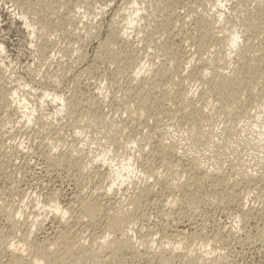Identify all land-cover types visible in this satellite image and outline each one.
<instances>
[{
    "label": "rangeland",
    "instance_id": "1",
    "mask_svg": "<svg viewBox=\"0 0 264 264\" xmlns=\"http://www.w3.org/2000/svg\"><path fill=\"white\" fill-rule=\"evenodd\" d=\"M163 3L164 2L160 1V0H0V75H1V77H3L2 79L4 80L5 92L11 93V94L15 93V95H13L14 100L8 99V102H5L6 100H3V102L0 101V102H2V104L4 103L3 108L0 105V128L2 131L1 132L2 134L0 135V155H2V156H0V158L4 157L3 160H5V161L7 158V161L4 162V164L6 166L3 165L4 170H0V203H2V204L4 203V205H5L4 210L7 208V210L5 212L12 210L16 214V217L19 218L18 219L19 222H22V220L26 216L31 218L32 217L31 215H33L38 210L40 213H42L41 214L42 216H45L46 213H48V212L45 213V211L48 210L47 208L49 206V202H48L49 196L54 197L53 195H55V197H54L55 200L57 202H59L61 205H63L64 203L66 204L67 201L70 200L72 195H76L77 193L79 194V192L80 193L89 192L90 189L92 190L93 188H95L94 186L97 187V185H99L102 182V180H100L99 177H96V178L94 177L96 175H91L93 173V170H95V167L97 168V164L100 165V167H98L99 169L101 168L100 171L105 170L106 166H103L102 164L98 163V161L93 163L92 166L91 165L89 166V169L87 170L88 172H86L87 175L84 173L85 176L81 177V180L79 181L77 179H79L80 176L76 172L74 173V171L71 170L69 168V166H67V165L62 166L61 165V167L59 168L58 166L51 165L50 161L47 160L48 158L46 156L47 155L46 152L47 153L52 152V153H49L51 155H55V153H57L56 155H58V153L59 154L66 153L67 151H69V149H71L73 146H75L76 143H77V145H80V143L81 144L83 143L84 144L83 147L85 146L84 148H88V150L92 149V150H90V154L94 158L96 156V158H95L96 160L100 157V154L105 153V152H109V155L115 154L113 157V160H119L120 156L118 154L123 155V156H131L133 154L139 155V154H137V152L134 151V148L137 146L136 144H134V142H131V143L125 142V144H127V145L122 144L124 141H127V139H129V140L132 139V137L130 138L129 135L137 136V134H135L136 133L135 131H137V128L134 127L135 124L133 125L131 123V124H128V126H123L121 124L122 120H123L122 123L124 121H127L126 120L127 115L125 116L126 113L124 112V109H123L124 108L123 102H125V105H126V100H127L126 99L127 97L124 94V90L126 89L128 84L130 83V81L133 79V78H131L134 76L132 70L136 72V71H138V69L141 68L139 75L140 76L142 75L143 77L147 78L148 76L150 77V75L152 74L153 71H155L159 68H163L165 71L168 72L169 75H171L168 77L167 80H165V82H164L165 84L168 83V80H172L173 78L177 79V80L174 79L175 81L174 80L169 81V83L171 82L169 84L171 87L168 84H166V87L164 86L166 91L169 90V91L173 92L174 90H171V88L173 87L175 89V86L177 87L175 82H179L182 84V85L180 84V88L184 89L183 91L186 92L188 95L193 96V97H191V101H193L192 103L194 104V106H196V107H198L200 105L203 106L202 102L199 101L198 98L201 94V91H202L201 89L203 87H205L206 84L204 83V85H203L202 84L203 82L201 83V81L199 79L195 80L196 78H194L195 81H193V79H189L188 78V73H189L188 70L186 71L187 73L185 71H182L181 72L182 74L176 73L177 68L175 67L172 60L167 58V56L164 55L163 53H161V54H163L161 56V54L158 53V51H159V50H157L158 48L155 47L156 46L155 42L158 41L159 36L162 35V37L160 38V40L162 39L161 41L165 40V36H163L164 33L161 30L162 26H167L169 24H170L169 26H171V24L177 23L174 20L175 19L174 15L179 14L180 16H183V15H188V17L190 16L189 17L190 20L192 18L191 21L189 20L188 17L185 18V19H188V22L190 21L189 25H191V22L193 24V19L195 20L197 18H207L208 19V18H214L215 17L217 19L216 23L214 24V28L217 31V34L220 38V41L216 42L214 44V46H212V47L214 48L213 50H215L219 53L221 58H222V56L224 58L226 57V59L228 58L227 60H229L230 62L228 63V68H226L225 70L229 71L233 66L236 65L234 62H235V54L237 53L238 46H234V47H231L229 49L228 46L226 45L227 40H230L235 34L243 36V37H241L240 40H243L244 38H246L248 35L247 33H249V31H246V28L244 25V22H245L247 16H254L259 11H261L264 7V0H181V1L180 0H171V4L169 3L171 6L169 4H166V6L162 7V5H165V3L164 4ZM165 7L167 9H165V13H163L164 12L163 8H165ZM169 7H170V10L168 11ZM53 9L56 11L55 12L51 11ZM160 9H162L161 10L162 13L160 12ZM135 10H138L139 13H142V15H143V17L141 19L137 20V22H135L133 25V26H136L137 28H139V33L137 34L139 37L137 35H136L137 37L135 36V32H132L133 31L132 29L127 30L128 32L131 31V33L128 36V38L130 37L128 40L129 43H126V44L117 43V45H115V46L113 45V49L114 48L116 49V50L114 49L113 53H115L114 55H117L116 59L120 60V63L118 61H116L119 68H120V66L122 67V66L126 65V62H123V61H125V59H121V57L122 56L124 57V55L126 53H128V51H130V52L133 51L130 54L131 55L134 54V56H138V54H140V56L136 57L139 60H137L135 58L132 61L131 65L136 64L138 62L141 63V61H143L142 63H145V64L141 63L139 65L136 64V66L132 65L133 67L130 64H127V66H124V70H121V69H123V67H122L119 71V68L117 67L116 62L113 63L112 61H110L111 60V59H109L110 55H107L105 57L99 55V49H100L99 47H100V44H102L104 41L110 39V35H111L112 30H120L121 28L122 29L124 28L127 19L133 14V12ZM49 11H51L53 13V16H51L52 13ZM170 12H174V14L170 13ZM45 13H47V15ZM167 13L171 14L170 15L171 17L168 16ZM67 14H69L71 16H68ZM162 14H164V15H162ZM44 15L46 16V18ZM43 16H44L45 20H44V18H42ZM47 16H51V17H49L50 20L47 19L48 18ZM162 16H163V18H162ZM66 17H68V18H66ZM164 17L166 19H164ZM60 18H61V20L58 21ZM167 18H169L168 19L169 22L164 21V20H167ZM63 19L66 22L63 23L62 22ZM69 19L70 20L74 19L71 22H73L74 24L77 22V24L73 25V23L72 24H71V22L69 23L68 22ZM56 21H57V23L58 22L59 23L56 24ZM160 21H161L162 25H161ZM53 22H54V24H52ZM163 22L164 23L166 22V23L164 24ZM61 23L64 24L65 26L63 27ZM66 23H68L70 25L68 26V25H66ZM157 23H159V24H157ZM55 24L58 26L60 24V26H62V27L58 28V26L56 27ZM83 24L86 25L87 29L85 28V25H83ZM28 25H31V26H28ZM42 25H43V27H42ZM157 25H159L161 27H158ZM66 27H69V28H67V30H69V31H67L65 29ZM74 27L76 29L77 28L78 29L75 30ZM153 27L154 28L156 27V28L154 29ZM63 28H64V30H62ZM157 28H161V29H157ZM43 30L48 31L46 37H43L44 36L43 35L44 32H42ZM86 30L87 31L89 30V31L87 32ZM153 30H155V31L158 30V31L156 33ZM64 31H66V32H64ZM159 32H161L162 34L161 33H160L161 35L158 34ZM40 33L43 36H41ZM78 33H80V34H78ZM87 33H89L90 35ZM75 34L78 36H76ZM39 36H41L42 38H47V40L49 41L47 43V45H48V50L51 51L50 55L52 54V58H50V59L48 58V60H43V58L39 57L40 55L38 54L39 53L38 49H39L40 43L43 40H45V39H40V38L38 39ZM141 37H143L142 39H145V37H147L146 39L149 41V43L147 42V40L140 41ZM151 37L154 39L155 42L152 40ZM82 38L84 40H82ZM79 40H80V42H78ZM130 40H131V42H130ZM160 40L158 42H161ZM151 42L154 44L151 45L150 44ZM254 42L257 43L256 40ZM146 43H148V45ZM121 45H123L122 48L120 47ZM124 45H126L125 47L127 48L126 53H124L125 52ZM149 45L151 47H153L154 45L155 46L152 49ZM69 46H70V49H69ZM79 46H80V48H79ZM128 46L130 49L131 48L135 49L138 47L137 48L138 50H136V49H135V51L132 49L129 50ZM76 47L79 50H77ZM59 49H61V50H59ZM71 49H73V50H71ZM154 49L157 51H155ZM211 49L212 48H210L209 51L206 52L204 55L205 56L206 55L207 56L208 55L213 56L215 53ZM68 51H70V52H68ZM74 52H76V53L78 52L79 54L78 53L74 54ZM159 52H162V51L160 50ZM61 53L64 56L61 55ZM71 53H73V54H71ZM122 53H124V54H122ZM156 53H158V54H156ZM69 54H71V55H69ZM135 54H137V55H135ZM98 56H100V57H98ZM164 56H166V57H164ZM107 57H109L108 60H107ZM195 62H197V64H195ZM72 63H74V64H72ZM198 63L199 62L197 60H195V61L193 60L191 63L192 64L191 66H193V65L198 66L199 65ZM109 64H111V65H109ZM112 64H116V66L112 65ZM128 65H130V67ZM126 67H127V70H126ZM131 67L134 69L130 70ZM136 67H138V68L135 69ZM116 68H118V69H116ZM259 69L262 73L258 72L259 74L256 77L257 78H259L258 76H261V77L258 80H256V78H255L251 84H255L256 82H259L260 84L256 83L255 84L256 86L250 85V87L248 88L250 90L248 91V89H247L245 91L246 95H249L251 93L252 94L253 93L258 94V95L261 93L262 95H264V92H263L264 91V85H263L264 84V73H263L264 72V64ZM99 71H101V72H99ZM114 72H116V73H114ZM117 72H119V73L117 74ZM120 72L122 75H120ZM130 72H132V73H130ZM124 73H126V74H124ZM184 73H186V75ZM183 74L186 77H184ZM100 75L101 76L103 75V76L101 77ZM111 75L114 77H111ZM175 76H178L179 78L175 77ZM118 77H120V78H118ZM100 78H102V79H100ZM186 78H188V79H186ZM185 79L187 80V82H185ZM127 80H129V81H127ZM180 80H181V82H180ZM188 80L190 82L191 81L192 82L190 83ZM132 81H131V83L135 84L137 80L133 79ZM112 84H114V85H112ZM115 86H117V87H115ZM201 86H202V88H201ZM253 86H255V87H253ZM168 87H169V89L167 90ZM251 89H253V90L255 89V91H253ZM261 89H263V91ZM250 91H252V92H250ZM172 92H170V93H172ZM257 92H259V93H257ZM115 93L117 95L118 94L119 95L116 97ZM122 93L124 96L122 95ZM46 94H49L50 96H46ZM54 95L55 96L57 95L58 97H60L61 99H64V100H69L70 98L71 99L77 98L80 101L84 100V102H86L89 99L86 102L88 104V106H87V104L83 103V104H85L84 105L85 107L92 109V112L96 111L94 113H96L97 115H102V116L105 115L104 116L105 118L106 117L108 119L110 118V120H113L115 123L121 124L124 127V129L122 126H120L121 127V128L119 127L120 130H117L118 132L117 133L115 132V134H114L115 140L117 142V144H116L117 147L114 146L112 148L111 146H108V144L106 143L107 141H105V138H106L105 135L102 132L99 133V131H101L100 129H98L99 127H97L99 125H93V123H91V121L93 122V120H92V118H90V116H89L90 122H89V120H87L88 117H86V120H87L86 122H85V120H83V121L80 120V119H85L84 118L85 115H83L84 117L82 116V118L78 119L77 122H79V121L80 122L78 124H76L77 126H75V123H76L75 120L77 119V118H75V114H73L74 116L72 117V119H71V117L67 118L66 107L61 106V103L59 100L52 101L54 99V97H53ZM23 98L24 99L26 98V104L30 109H33V108L35 109L34 110L35 112L33 113L35 115V116H33L34 118H36V115H39V116L43 115L42 116L43 118L45 117V119L47 118L46 120H49V121L45 122L46 125L41 126V124L40 125L38 123L36 124V121L33 120L34 122L32 121L33 123L32 124L30 123L31 124L30 126H32V127L28 128V127H26L27 125L26 126L24 125L25 124L24 122H21V121H24V118L19 117V116H21L19 111L22 109H16V108L18 107V101H22ZM91 98H93V99H91ZM123 99H125V100H123ZM209 99L212 101V102L210 101L211 104H208L209 105V107H208V105L206 103V105L204 104L205 105L204 107H207V108L206 109L204 107L203 108H204V110H207V111H205L206 113L208 111L210 112V114H209V112L207 113V115H208L207 117L210 116L209 118L213 121H211L209 118H207L206 120L202 121L203 123L196 126L198 128L194 127L197 130L193 128V131L195 133L198 132V134H203V133L214 130L213 133H211V135H217L218 138H216L215 136L213 137L209 134V136L211 137V140L216 138L217 140L220 141L219 137L222 139L224 137L221 136L222 130H219V128H222L224 124L225 125L230 124L229 126H231V127L229 129H230V132L232 133V135H231L232 137L230 136L231 138L242 139V138H239L236 136L237 135L238 136L243 135V136H246V137H244V139H245V138L249 137L248 135L251 132L252 136L250 135L251 137L248 138V139L253 140L252 143L250 142L251 144L248 143L247 145L244 144V146H243V144L236 146L234 142H231V144H233V145H230V142L228 141V144L230 145L229 146V145H226L225 143L224 144L222 143L223 141L225 142L227 140L225 137L224 139H226V140H222L220 142L218 141L219 143H217L216 145H217L218 149L221 148V149H219V151L222 150V147H221L222 144L226 147L224 148V150H222V153H220L221 155L219 156V158L217 159L215 157L217 160L216 159L213 160L214 157H212L213 155L209 156L208 149L214 153L216 146L213 145L214 147H212V144L213 143L215 144L217 142V140L215 139L216 141L214 140L210 146L209 142H212V141L210 139H208L209 137L207 139L205 137H202V139L205 138L202 145L204 147H206L207 150H206V148L202 147L201 145H200L201 147L196 146L197 148H195V146L190 147V145H193V143L191 141H189L188 139H186V136H183V135L187 134V130H186L185 126H184L185 130H184L182 128L183 125L180 126V124H178L179 121L177 120L176 117H172L171 119H165L164 120L165 122L163 121L162 125L160 123V127H163V128H157V131L153 129L156 125L154 124V121H151V120L148 121V124L142 123V124H144L143 126L137 125V127L141 126L140 129L147 131V132H150V134H152L151 138H152V140H154V142H153L154 145H156L157 140H159L158 138H160V136H161L160 134H162V131H164L163 129H168L167 132L170 135L169 139H172V140L174 139L175 142H178V140L181 141L182 143L181 142L178 144L175 143L178 146H180L181 144L184 145L181 147L183 149L177 148L178 151L180 149V150H184V151L186 150L185 152L188 151V152H190V154L193 152H195L197 154L200 153L201 155L200 154L198 155V156H200V161L204 160L203 161L204 163L205 162L208 163V164L205 163L206 165L210 164V165H212V167H214L215 165L218 164L217 161H221V162H219V164H221V168H220L221 170L220 171L223 175H225L227 177L229 176L228 178H232V179H228V180H229V183L234 188L235 193L237 194L238 193L237 191H239L240 192L239 194L241 196H244V199L246 196L249 197V198L248 197L246 198L247 200L243 199L244 201H246L245 202L246 205L244 204L243 210L246 209L244 212H246V214H247V215H245V221L244 222L238 221L239 219L237 216H238V214H240V212H239L240 208L237 205V203H234V202H237V200L239 198L237 200H233L231 202L225 201L226 202V203L224 202L225 204H223V202H221L220 204L217 202H214L212 204V203H206L202 200L203 197L205 196V194H202L203 196H198V197H197V195L194 196L192 194L193 197H192V195H189V200H187V201L185 200L184 202L181 201L180 202L181 204L177 203L178 205L176 204L174 207H176L177 209H180L181 211H183V213H185V216L187 217V218L185 217L186 218V221H184L185 225L188 224V225H190L189 227H192L193 229L195 228L196 230L198 229V231L201 233L203 232V230L205 231V235H204V233H202L203 238H205V236H206V238L208 237V239H212L214 234H216L215 232L217 231L216 226L222 227L221 228V231H222L221 235L219 236V240L217 241L216 244L220 247V249L223 247L222 251L226 252V253L225 252L224 253L227 256L226 260L229 264H259V263L264 264V244H263V242H261L257 238H252V237H256V234H259L262 231H264V228H263L264 227V206H263V203H260L261 202L260 199L264 195V192H263L264 191V187H263L264 183L262 182L263 180L261 181V180L256 179L257 180L256 183H258L256 189H253L254 187H250V184L252 185V183L254 184L255 182L250 183V182H246V181L237 179L238 181H241V182L236 181L238 183H233L235 181V176H231V175H234V173H235L234 171H236V170H233L230 167V166H232L233 168L238 167L235 169H239L240 166H237V164L241 163L240 165H241V167H243V164L246 163V164H248V166L245 164L244 167L247 166L246 169H248L249 172H251L253 174L255 173L254 175H256V174L259 175V172H260L259 170H261L262 168H260V169H258V168L262 167L264 165V153H261V152H264V148H262L264 146V144H263L264 142H262V140H260V139L256 140L257 137H255V134L257 135L256 130L261 128L264 124V108H263L264 105L258 106L259 108L254 107L255 110L253 108L250 109L251 113H254V114L256 113L258 115V118H254L256 116L254 114L251 115V113L249 111H248V113H250V115L249 114L245 115L244 112H243V114H242V112L241 113L239 112L241 115H239V113H237L233 117L232 115H227V113H226V111H229L228 107L230 109V106H233V104L230 105V102L229 103L227 102L228 104H224V106L227 105V109H223V111H222L221 109L218 108L217 105H216V107H214L215 106L214 104H217V101H213L214 99L212 100L211 97L208 98V101H209ZM91 100H92L93 104L90 103ZM81 102H83V101H81ZM102 103H103V105H102ZM89 104L92 107H90ZM228 105H230V106H228ZM4 106H6V108ZM210 106H211V108L213 106V108H215V110L211 109ZM8 107H9V109H8ZM129 108L132 111L133 110L136 111L135 105L132 103L129 104ZM118 109H119L120 113H119ZM122 110H123V112H122ZM15 112H17V113L14 114ZM213 113H214V115H213ZM216 113H218V115ZM3 114H5V115H3ZM17 114H19V115H17ZM211 115H213V116H211ZM223 115L231 116V118L229 117V119H228L226 117L224 119ZM1 116H3L4 118ZM9 116H10V118H9ZM86 116H88V115H86ZM243 116H245V117H243ZM246 116H254V117L248 118ZM215 118H217V119L215 120ZM52 119H53V121H51ZM73 119H75V120H73ZM252 119H253V121L251 122L250 120H252ZM166 120H167V122H166ZM176 120L178 121V123H176ZM208 120H210V121H208ZM234 120H236V121H234ZM246 120H249L250 122L246 121ZM17 121H19V122H17ZM72 121H74V122H72ZM48 122L52 123L53 125L51 124L52 126H50ZM67 122L69 124H67ZM206 122L209 123L208 125L210 126L209 127L210 129L212 128L211 130H209L208 126L203 125V124L206 125L207 124ZM220 122H222L221 124H223V125H220ZM210 123L212 125H210ZM250 123H251V125H250ZM57 124L60 127L57 126ZM165 124H167L168 126H166ZM248 124H249V126H248ZM72 125L74 127H71ZM176 125L178 126V128L174 129L172 132L173 127L176 128ZM202 125L204 126V128L201 127ZM215 125H216V127H215ZM1 126H3V127H1ZM23 126L25 127L24 130H26V131L23 130ZM36 126H37V128H36ZM164 126H166V128ZM242 126H243V128H241ZM79 127H80V129H79ZM179 127H180V130H179ZM199 127H201L202 130ZM233 127H235L236 130H238V132H236V130L233 129V130H235L234 132H236V136L234 135L235 133H233V131L231 129ZM248 127H250V128H248ZM95 128L98 129V131L94 130ZM135 128H136V130H134ZM160 129H162V130H160ZM205 129H207V130H205ZM216 129H217L218 134H217V132H215ZM31 130H32V132H31ZM76 130H80V131H76ZM200 130H201V132H200ZM7 132H8V134H7ZM71 132H72V134H71ZM175 132H176V134H175ZM242 132H243V134H242ZM74 133L76 135L78 133L79 134H78V136H75ZM5 134L7 137L5 136ZM179 134H180V136H179ZM181 136H183V137H181ZM4 137H5V139H4ZM79 137L82 139H80ZM252 137H255V138L253 139ZM176 138L177 139L179 138V139L175 140ZM87 139H88V141H83V140H87ZM206 140H207V143H209L208 144L209 146L206 145V143H205ZM254 141L255 142L257 141V143H255ZM259 141H261L260 143H262V144L258 143ZM3 142H5V144ZM85 142H88L89 144H87V143L85 144ZM188 143L190 145H186ZM220 143H222V144L220 145ZM253 143H255V144H253ZM254 145H257L256 147H259V146L260 147L255 148ZM186 146H188L189 148ZM246 147H248V148H246ZM10 148H12L15 151H13ZM15 148L16 149L18 148L19 150L22 149L23 151L20 150L17 153H14V152H16ZM190 148H192V149H190ZM193 148H195V150H193ZM232 148H236V150L235 149L231 150ZM244 148H246V150H248V149L249 150L244 151ZM197 149H200V150L197 151ZM257 149H259V150L257 151ZM148 150H147V152H148ZM179 152H182V151H179ZM225 152H227L229 154H227ZM31 153H32V155H31ZM195 153H193V154H195ZM259 153H261V154H259ZM3 154H5V155H3ZM98 154H99V156H97ZM146 154L145 155H139V156L133 155V159H134L133 161H134V163H137V165H138V167H137V165L135 164L136 170H140L141 167L139 165H141V163L143 162V159L145 161L146 156H147V159L150 157V160H151V163L153 164L152 165L153 167L155 165L156 168L157 167L161 168V170H159L160 168H157L158 169L157 170L154 167V170H156V172H158L157 173L158 175L160 174L159 175L160 177L162 175H165V174H163L164 172L169 173V174L166 173V175H172L173 173L170 174L171 171L174 172L176 169L181 170L182 169L181 167H183V165L185 164V162L180 163L179 165H181V164L182 165L181 166L177 165L179 168L175 167L176 169L173 171L170 168L173 167L172 161H176V159L178 158L177 154H173V156L170 157V159L173 157V159L170 160L172 164L169 163L170 165H172V167L168 164L163 165L157 154H154V153H149L147 155ZM152 154L155 156H153ZM210 154H212V153H210ZM7 155H9V157ZM42 155H44V156H42ZM151 157H152V159H151ZM8 158H10V160ZM237 159H239V160H237ZM232 160H234V161H232ZM243 160H245V161H243ZM212 161L213 162L215 161L214 163H217V164H215V165L211 164ZM226 162L228 165L226 164ZM101 163H102V161H101ZM159 163H161V164H159ZM259 163H260V165H258ZM156 164L158 166H156ZM235 164H236V166H235ZM254 164L257 166L254 167ZM21 165H23V166H21ZM159 165H162V166L168 165V166H170V168L168 167V169H167V167H161ZM225 166H226V168H225ZM244 167H243V169H244ZM18 168H19V170H17ZM67 168L70 169L71 173H70L69 169H67ZM90 168H92L93 170L89 171ZM254 168H255V170H253ZM141 169H142L141 170L142 174H144L143 171L145 170L144 171L145 172L144 178H148L149 176H148V174L146 175V172H147L146 169H144V170H143V168H141ZM177 170L174 173L180 174L179 171H178V173H176ZM227 173H228V175H227ZM65 174H68V175H65ZM137 174H139L141 177V179H138L139 181H141V182H139V185H143L146 181H148L150 183L153 182L152 177L149 179H145L146 181L142 182V181H144L142 178L143 175H141V173L139 171L137 172ZM72 175H73V177H72ZM75 175H77V176H75ZM139 175H137V178H139ZM176 176H178V175L173 176L176 178V180H174V181H176V183H178V181H181V180L179 179L180 177L177 178ZM41 177H42V179H40ZM163 177L167 178L170 176H162L161 178H163ZM86 178H88L89 180ZM83 179L85 181H83ZM82 181H83V184H82ZM174 181H172V182L175 183ZM79 182H81V183H79ZM37 183H39V184H37ZM97 183H99V184H97ZM242 183H244V184H242ZM245 183L246 184L248 183V185H246ZM127 186H128L127 187L128 190L126 191L127 193L125 192L127 195L126 194L123 195L124 192L123 193L119 192V194H118V196H121L120 199L123 203L125 202V200H127V197H124V196L125 195L128 196V194L133 191L132 187L131 188L129 187V186H131L130 184ZM247 186H249V187L246 189L245 187H247ZM259 187H260V190L257 189ZM167 188H169V187L164 186V185H155L154 189H153L154 192H152V194L149 196L147 204H146L147 206H145L146 211H148L149 213L154 215V216H151V219L148 222L149 225H151L150 227L154 228V230L151 228L152 232H153L152 238L154 237V238L159 239L160 236L162 235V233L165 232V230H168L172 225H174L173 222L168 223V221L160 223L159 221H157V218H156V214H157L156 212L160 211L162 205L165 203L162 201H165L166 198H169V196L171 195V192L173 193V191L175 189V188H171V189H167ZM83 190H84V192H83ZM156 190H158V191L156 192ZM171 190H173V191H171ZM205 190L207 191L208 189H205ZM247 190L248 191L250 190V192L248 193ZM251 190H254V191H251ZM261 190H262V195L260 196L259 193ZM50 194H52V195H50ZM256 194H257V197H256ZM46 197H48V198H46ZM190 197L191 198H195V197L200 198L201 197V199L199 200L200 204H199V206L197 205L195 207V210H194V208L191 207V206H193V204H192V199L190 200ZM263 198H264V196H263ZM257 199H259L260 201ZM158 201H159V203H158ZM253 201H255V202H253ZM105 202H106V200H103V203H105ZM190 202L192 204L191 206H190ZM229 202H230V204H229ZM150 203H152V204H150ZM184 203H185V205H184ZM2 204H0V205H2ZM181 205H182V207H181ZM218 206H220V207H218ZM38 207H40V208L43 207V208L40 209ZM178 207H180V208H178ZM244 207H245V209H244ZM249 207H250V209H248ZM158 208H160V209H158ZM254 208H257V209L254 210ZM44 209H45V211H44ZM250 210H252V211L250 212ZM39 212H37V213H39ZM229 214H230V216H229ZM205 216H206V218H205ZM20 217H21V220H20ZM4 218L6 219V217L4 215L0 218V233L4 234V235L10 234V227H9V225H7L8 223H5ZM45 219L46 220L44 223H45L46 228L43 230H34L35 233L32 234V236H31L32 238H34V236H35V239L36 238L38 239L44 235H48L49 238L50 237L52 238V236L55 235V230H56L55 225L57 223L54 221L51 213L47 214ZM152 219H154V220H152ZM188 219H190L191 221H187ZM203 220H204V222H203ZM214 220H216V221H214ZM257 220H259V221H257ZM218 221H219V223H218ZM228 222H232V223H228ZM51 223H52V225H51ZM94 224L91 225L92 227L91 226H84V228L82 227L83 228L82 232H85L83 234V235H85L84 237H86L88 235V237H86L87 240L85 239L86 243H87V241H89L88 238H89V234L91 232H93V233L95 232L97 234L100 232L101 226H99V225L101 224V222H97ZM234 224H235V226H232ZM201 225H203V226H201ZM239 225H241V227ZM161 226H162V228H161ZM163 226H165V227H163ZM212 226H214V227H212ZM89 227H90V229H87ZM156 227H158V228H156ZM91 228L93 230H91ZM164 228H166V229H164ZM223 228H224V230H223ZM237 229H239V230H237ZM260 229H262V231ZM229 230H231L230 231L231 233H228L229 234L228 235L227 231H229ZM161 231H163V232H161ZM155 232H157V233H155ZM239 232H242V233H239ZM142 233L146 234V231L142 230ZM160 233H161V235H160ZM245 233L246 234L249 233V236H251V238H252V239H250L251 241L245 240V238H244ZM136 235H138V233H136ZM211 235H213V236H211ZM223 236H224V238H223ZM255 239L258 241L255 242L256 241ZM194 240L189 239L186 243H189V245L191 243L192 244V245H190L191 248L201 247L202 243H199V242H201V239L198 242L199 244L197 243L198 246L196 244H195L196 246L193 245L194 243H196L198 241V240H195V241ZM241 240L243 241V243ZM189 241H192V242H189ZM229 243H230V245H229ZM249 243H251L252 245ZM2 249H3V251H2ZM4 253L6 255H4ZM7 254H8L7 250H5L4 248H0V262L1 263H4L7 260V256H8ZM228 257L231 259H229ZM141 260L134 261L133 264H135V263L136 264H148L145 260H142L143 262ZM87 262L88 263H86V264H91V261H87ZM99 262H98V264H102V263H104V264H117L116 262H111V261L109 262L108 259L107 260L104 259V260H102V262L101 261H99ZM105 262H107V263H105ZM144 262H146V263H144ZM92 263L94 264V262H92Z\"/></svg>",
    "mask_w": 264,
    "mask_h": 264
},
{
    "label": "bare ground",
    "instance_id": "2",
    "mask_svg": "<svg viewBox=\"0 0 264 264\" xmlns=\"http://www.w3.org/2000/svg\"><path fill=\"white\" fill-rule=\"evenodd\" d=\"M160 1H163L165 3V5H162V7L166 6V4H169V3L171 4V0H160ZM165 9H167V8L166 7L163 8V11H164L163 13H165ZM161 10L162 9H160V12H161ZM169 10H170V7H169L168 11ZM51 11L55 12L56 10L53 9ZM51 11H49V12H51ZM174 12H170V13L174 14ZM45 14L47 15V13H45ZM167 14H168V16L171 15L169 13H167ZM67 15L71 16L69 14H67ZM162 15H164V14H162ZM44 16L42 18H44ZM51 16H53V13ZM51 16H47L48 17L47 19L50 20L49 17H51ZM142 17H143L142 13H139L138 10H135L133 12V14L127 19L126 24H125L123 29L121 28L120 30H112L111 35H110V39L106 40L102 44H100L99 55L104 56V57L107 55H110V58L107 57V60L109 58V59H111L110 61H112L113 63H115L116 61H118L120 63V60L116 59L117 55H114L115 53H113L114 49H115V48L113 49V45L115 46V45H117V43H120V44L129 43L128 40L130 37L128 38V36L131 33V31L128 32L127 30L132 29L133 30L132 32H135V36H136L139 33V28H137L136 26H133V25L135 22H137V20L141 19ZM174 17H175V19H174L175 22H177L176 24H171V26H169L170 24L167 26H162V29L157 28V29H161L162 32L165 34V35L163 34V36H165V40H163V41H161L162 39L160 40V38L162 37L161 32L158 33V34L161 33L160 34L161 36H159V39L157 38L158 41L160 40L161 42H158V41L155 42L154 39L152 37L151 38L155 42L156 46L155 45L154 46L156 48H158L157 50L162 51V52L158 51V53H160V54L163 53L164 55L167 56V58L172 60L175 67L177 68L176 73H181L182 71L186 72L188 70L189 71V73H188L189 79H193V81L199 79L201 81V83L203 82L202 83L203 85H204V83L206 84L205 87H203V88H202L203 85L201 86L202 91H201V94L198 98V100L202 102L203 106H201V105H200L201 107L200 106H198V107L194 106V104L192 103L193 101H191V97H193V96L188 95L186 92H184L183 91L184 89L180 88L181 83H179V82H175V84L177 85V87L174 85L175 89L173 87H172L173 89L171 88V90H174L173 92L168 90L169 87L167 88V90L169 92L166 91L164 86L166 87V84L169 85L171 83V82L169 83V81H172L175 78H173L172 80H168V83L165 84L164 83L165 80H167L168 77L171 75H169L168 72L165 71L163 68H159V69L153 71L152 74L150 75V77L148 76L147 78L143 77L142 75L141 76L139 75L141 68L138 69V71H136V72L133 71L132 69H134V68H132V67L134 65L136 66V64L137 65L141 64L143 61H141V63L138 62L136 64H132L133 65L132 66L131 65L132 61L136 57L140 56V54H138V56H134V54H132L133 55L132 56L130 53H132L133 51H131V52L128 51L129 54L126 53L127 48L125 47L126 45H124V47H125L124 53H126V54L124 55V57L122 56L121 59H125V61H123V62H126V65H124V66H127V64H130L132 66L130 70H132L134 76L132 75L133 77H131V78H133L134 80L136 79L137 81L135 84H132L131 81L133 79L132 80L130 79L131 80L130 83L128 82L129 84L126 87V89L124 90V94L127 97L126 98L127 100H126V105H125V102H123L124 108L123 107L122 108L124 109V112L126 113L125 116L127 115V119H126L127 121H124L122 123V121H123L122 120L121 124L123 126H128V124L132 123L133 125L135 124L134 127L137 128V131H135L136 132L135 134H137V136L133 135L134 136L133 137V136L129 135L130 138L132 137V139H130V140L127 139V141H124L122 144H125V142L126 143L134 142V144L137 145L134 148V151L137 152V154H139V155H145L146 153L147 154H149V153L157 154L163 165H166V164L170 165L169 164V163H171L170 160L173 159V157L171 159H170V157L173 156V154H177L178 158L176 159V161H172L173 164L171 163L173 165V167H172V165H170L172 168H170V166H168V165L167 166L159 165V166L167 167V169L169 167L170 169H172L174 171L176 169L175 167L179 168L178 166L182 165V164L181 165H179V164L182 162H185L183 167H181L182 169L180 168L181 170L176 169L177 170L176 173H178V171H179L180 174H175L174 172L176 170L174 172H172L169 169L171 171L170 174H172V173L173 174L172 175H166V173L167 174H169V173L164 172L163 174H165V175H162V176H170V177L161 178L162 176L160 177L159 176L160 174L158 175L157 174L158 172H156V170H154L155 165H154V167L152 166L153 164L151 163L150 157L148 158L149 159L148 160L147 156H146L145 161L143 159V162L141 163V165H139L141 168H143V170L146 169V171H147L146 175L148 174V176H149V177L147 176L148 178H144L145 177L144 176L145 170L143 171L144 174H142L141 168H140V170H136L135 164L137 165V163H134V161H133L134 160L133 155H135V154H133L131 156H123V155L118 154L120 156L119 160H113V157L115 154L109 155V152H105V153H102L103 155L100 154L99 158L97 157L100 160L99 161L98 159L97 160L95 159L96 156L94 158L90 154V150H92V149L88 150V148H84L85 146L83 147V145H84L83 143L82 144L80 143V145H77V143L75 142L76 143L75 146H73L71 144L73 147L71 149H69V151H67L66 153H61V154L58 153V155H56L57 153H55L56 156L49 154L52 152H48V153L46 152L47 155L46 154L45 155L47 156V158H48L47 160L50 161L51 165L58 166L59 168L61 167V165L62 166H64V165L69 166V168L71 170H73L74 173L76 172L80 176L79 179H77L75 177L79 181L81 180V177L85 176L84 173L87 175L86 172H88L87 170L89 169V166L90 165L92 166L93 163L98 161V163L102 164L103 166H106L105 170L100 171L101 168L100 169L98 168V167H100V165H98L96 163L98 169L95 167V170H93L92 169L93 167H92V168H90L89 171L93 170V173L91 175H96L94 177L95 178L99 177V179L102 180V182L100 181L101 182V183L99 182L100 184L97 183L99 185H97V187L94 186L95 188L92 187L93 189L92 190L90 189L89 192H86V193H80L79 192V194L77 193L76 195H72L70 200L67 201L66 204L64 203L63 205H61L59 202H57L55 200V198H54L55 195H53L54 197H51V196H49V198L46 197L49 199V201H48L49 206L47 208L48 210L45 211V209H44V211H45V213L48 212V213H46V215L51 213L54 221L57 223L56 224L57 226L55 225L56 230L54 229L55 235L52 236V238L51 237L49 238L48 235H44L38 239L37 238L35 239V236H34V238L31 237L32 234L35 233L34 230H43L46 228L45 223H44L46 220L45 219L46 215L42 216L41 215L42 213H40L39 210L38 211L35 210L36 211L34 213L35 215L34 214L31 215L32 216V217L30 216L31 218L26 216L22 220V222H19V220H18L19 218L16 217V214L12 210H11L12 212L11 211L5 212L7 210V208L4 210V207H5L4 203L3 204L0 203V204H2V205H0V216L2 217L4 215L6 217V219L4 218L5 223H8L7 225H9V227H10V234L4 235V234L0 233V248H4L8 252L7 260L4 263L0 262V264H86V263H88L87 261H91V264H93L92 262H94V264H96V263L98 264L99 261L102 262V260H104V259H106V260L108 259L109 262L110 261L116 262L117 264H133L134 261L141 260V259L145 260L148 264H229L226 260V258H227L226 254H225L226 252L224 251L225 252L224 253L222 251L223 247L220 249V247L216 244L217 241L219 240V236L221 235V232H222L221 228L222 227L216 226L217 231L215 232L216 234H214V236L211 235V236H213L212 239H208V237L206 238V236H205V238H203L202 233H204V235H205V231L203 230V232L201 233L198 231V229L197 230L195 228L193 229L192 227H189L190 225H188V224L185 225L184 221H186V218H187L185 216V213H183V211H181L180 209H177L174 206L177 203H180L181 201L184 202L185 200L186 201L189 200V195H192V194L194 196L197 195V197L203 196L202 194H205V196L203 197L202 200L206 203H212V204L214 202H217L219 204L221 202H223V204H225L226 203L225 201L231 202V201L237 200L239 198L237 200V202H234V203H237V205L240 208L239 209L240 214H238V216H237L239 219L238 221L244 222L245 221V215H247V214H246V212H244L246 209L244 207L245 210H243V206L246 202L244 200H247L246 198L248 196H246L244 199V196H241L239 194L240 193L239 191H237L238 192L237 194L235 193L234 188L232 187V185L229 183V180H228V179H232V178H228L229 176L227 177V176L223 175L220 171L221 170L220 169L221 164H219V162H221V161H217L218 164L214 163L215 161L214 162L212 161L211 164H213V165L217 164L214 166L215 167L214 168L210 164L206 165L208 163L205 162L206 163L205 164L203 162L204 160H201V161L205 165L200 161V156H198L200 153L197 154V153L193 152L195 154H193V153L190 154V152H188V151L185 152L186 150L184 151V150H180V149H179V151H182V152H179L177 150V148H181L184 145L181 144L180 146H178L175 144V143L178 144L181 142L178 140L179 138L175 139V140H178V142H175L174 139L173 140L169 139L170 135L167 132L168 129H163L164 131H162V134H160L161 136L159 135L160 136V138H158L159 140H157L156 145H154L153 144L154 140H152V138H151L152 134H150V132H147V131L140 129L141 126L137 127V125L143 126L146 123L148 124V121L151 120V121H154V124L156 125V126L154 125L155 127L153 129L157 131V128H163V127H160V123L162 125L163 124L162 122L165 119H171L172 117H176L177 120L179 121V123H178V121L176 120V123L180 124V126L183 125V127H182L183 129L185 126V128L187 130V134L183 135V136H186V139H188L189 141H191L193 143V145H190L189 143L186 145H190V147L195 146V148L201 147V146L204 147L202 144H203L205 138L207 139L209 137L208 139L211 140V137L209 136V134L211 135V133H213L214 130L203 133V134H198V132L195 133L193 131V128L196 127L197 125L203 123L202 121H204L210 117V116L207 117L208 116L207 113L209 111L206 113L205 111H207V110H204V108L205 109L207 108V107H204L206 105V103H207V105L211 104L210 103L211 100L209 99V101H208L209 97H211L212 100L214 99L213 101H217V104H214L215 106L214 105L213 106L216 107V105H217L218 108L221 109L222 111H223V109H227V105L224 106V104H228L229 102H230V105L233 104V106L228 105V106H230V109L228 107L229 111H226L227 115H232L233 117L235 116V114H237L239 112L240 113L242 112V114L244 112L245 115L246 114L250 115V113H251L250 109L251 108L254 109V107L257 108L258 106L264 105V95H262L261 93L259 95L254 94V93L253 94L251 93L249 95L245 94V91L250 87V85H255L256 83H259V82L255 81L256 82L255 84H251L255 78H256V80H258L261 77V76H258L259 78H257L256 76L259 74L258 72H261L259 68L264 64V7L261 11H259L254 16H247V18L244 22V25H245L246 31H249V33H247L248 35L246 38H244L243 40H240L241 37H243V36L235 34L230 40H227L226 45L228 46L229 49L231 47L238 46L237 53L235 54V62H234L236 65L233 66L229 71L225 70L226 68H228V63L230 62L229 60H227L228 58L226 59V57L224 58L223 56L221 58L219 53L217 51L213 50L214 48L212 47V46H214V44L216 42L220 41V38L217 34V31L214 28V24L216 23V20H217L215 17L214 18H208V19L207 18H197L195 20L193 19V24L191 22V25H189V22L192 20V18L190 20V18H189L190 16L188 17V15L180 16L179 14H176V15H174ZM186 17L189 18V20H190L189 22H188V19H185ZM45 18H46V16H45ZM45 18H44V20H45ZM66 18H68V17H66ZM162 18H163V16H162ZM164 19H166V18L164 17ZM168 19L169 18H167V20H164V21L169 22ZM60 20H61V18L58 21H60ZM73 20L69 19V21L68 20L67 21L70 23ZM62 22L64 23L66 21H64V19H63ZM58 23L56 21V24H58ZM72 23L73 22H71V24ZM160 23H161V21H160ZM52 24H54V22ZM75 24H77V22ZM75 24L73 23V25H75ZM157 24H159V23H157ZM66 25L69 26L70 24L66 23ZM83 25H85V24H83ZM161 25H162V23H161ZM28 26H31V25H28ZM57 26L58 25H56V27ZM62 26L64 27L65 25L62 24ZM62 26H60V24H59L58 28H61ZM157 26L161 27L159 25H157ZM42 27H43V25H42ZM67 28H69V27H66L65 29L67 30ZM85 28H86V25H85ZM77 29L75 28V30H77ZM62 30H64V28ZM67 31H69V30H67ZM153 31H155V30H153ZM157 31H155V32L157 33ZM42 32H44L43 33L44 36L41 35ZM42 32L40 33V35L43 37H46L48 31L43 30ZM64 32H66V31H64ZM80 33H78V34H80ZM87 34H89V33H87ZM41 36H39L38 39L40 38V39H45V40H43L44 42L42 41L40 43V46L38 49V52H39L38 54L40 55L39 56L40 58H43V60H48V58L49 59L52 58V54L50 55L51 51L48 50V45H47V43L49 41L47 40V38H42ZM76 36H78V35H76ZM142 38L143 37H141L140 41L147 40L146 39L147 37H145V39H142ZM82 40H84V39L82 38ZM255 40L257 41V43L254 42ZM78 42H80V40ZM130 42H131V40H130ZM147 42L149 43L148 40H147ZM148 43H146V44L148 45ZM150 44L152 45L154 43L151 42ZM122 46L123 45H121L120 47L122 48ZM154 46L153 47L150 46V47L153 49ZM79 48H80V46H79ZM137 48H135V49L138 50ZM210 48H212L211 50L214 51L215 54L213 56H209V55L205 56L204 54L206 52H208ZM69 49H70V46H69ZM73 49H71V50H73ZM76 49H77V47H76ZM128 49L131 50L132 48L130 49L128 46ZM135 49H132V50L135 51ZM59 50H61V49H59ZM77 50H79V49H77ZM157 50H155V51H157ZM68 52H70V51H68ZM77 53L74 52V54H77ZM124 53H122V54H124ZM158 53H156V54H158ZM71 54H73V53H71ZM71 54H69V55H71ZM163 54H161V56ZM61 55H63V54L61 53ZM135 55H137V54H135ZM100 56H98V57H100ZM166 56H164V57H166ZM137 60H139V59H137ZM193 60L194 61L197 60L199 62L198 63L199 65L198 66L197 65L191 66L192 65L191 63ZM72 64H74V63H72ZM116 64H117V62H116ZM116 64H112V65L116 66ZM142 64H145V63H142ZM195 64H197V62H195ZM109 65H111V64H109ZM130 65H128V66L130 67ZM124 66H122L123 69H121L122 67L120 66V68H119L118 64H117L119 71H120V69L124 70ZM118 68H116V69H118ZM137 68L138 67H136L135 69H137ZM126 70H127V67H126ZM99 72H101V71H99ZM132 72H130V73H132ZM114 73H116V72H114ZM118 73L119 72H117V74ZM186 73H184V74L186 75ZM124 74H126V73H124ZM112 75H111V77H114ZM120 75H122L121 72H120ZM185 75H184V77H186ZM175 77H178V76H175ZM2 78L3 77H1V75H0V101L3 102V100H6L5 102H8V99L14 100L13 95H15V93L11 94V93L5 92L4 80ZM118 78H120V77H118ZM188 78H186V79H188ZM194 78H196V79L194 80ZM100 79H102V78H100ZM186 79H185V82H187ZM175 80H177V79H175ZM127 81H129V80H127ZM180 82H181V80H180ZM112 85H114V84H112ZM255 86H253V87H255ZM115 87H117V86H115ZM249 90L250 89H248V91ZM251 90H253V89H251ZM261 90L263 91V89H261ZM253 91H255V89ZM170 92H172V93H170ZM250 92H252V91H250ZM257 93H259V92H257ZM118 95L115 93L116 97ZM122 95H123V93H122ZM46 96H50V95L46 94ZM53 97H54V99L52 101L59 100L61 103V106L66 107L67 118L71 117V119H72V117L74 116L73 114H75V118H77L76 120L73 119L76 122L75 126H77L76 124H78L80 122V121L79 122H77V121H78V119L82 118L83 115H85V117L83 116L85 119H80L82 121L85 120V122H86L87 120L92 118L93 122L91 121V123H93V125H99V126H97V127H99L98 129L101 130V131H99V133L102 132L105 135V137H106L105 141H107L106 143L108 144V146H111L112 148L114 146H116L117 142L115 140L114 134H115V132L116 133L118 132L117 130H120V128H121L120 126H122V125L119 123L118 124L115 123L113 120H110V118L108 119L106 117L107 118L106 119L104 117L105 115L104 116L97 115L96 113H94L96 111L92 112V109L85 107L84 105L87 104L86 102L89 99L87 101L85 100L86 102H84V100H81V101H83V102H81L77 98H72V99L70 98L69 100H64V99H61L60 97H58L57 95L56 96L54 95ZM93 98H91V99H93ZM123 100H125V99H123ZM2 102H0V105L3 108L4 103L2 104ZM83 103H85V104H83ZM90 103H92V100ZM130 103L135 105L136 111H134V110L132 111L129 108ZM102 105H103V103H102ZM87 106H88V104H87ZM89 106H90V104H89ZM213 106H212V108L210 106V108L215 110V108H213ZM4 107L6 108V106H4ZM90 107H92V106H90ZM208 107H209V105H208ZM263 108H264V106H263ZM8 109H9V107H8ZM16 109H22L19 111V113L21 114V116H19V117L24 118V121H21V122H24L25 123L24 125L25 126L27 125L26 127H28V128L32 127L30 125L34 122L33 120L36 121V124L37 123L39 125L41 124V126L46 125L45 122L49 121V120H46L47 118L46 119H45V117L43 118L42 117L43 115L42 116L36 115V118H34L33 116H35V115L33 113L35 112L34 111L35 109L34 108L30 109L27 106L26 98L25 99L23 98L22 101H18V107ZM118 111H119V109H118ZM248 111L250 113H248ZM122 112H123V110H122ZM16 113L17 112H15L14 114H16ZM119 113H120V111H119ZM214 113H213V115H214ZM240 113H239V115H241ZM209 114H210V112H209ZM216 114L218 115V113H216ZM252 114H254V113H251V115ZM3 115H5V114H3ZM17 115H19V114H17ZM86 115H88V116H86ZM213 115H211V116H213ZM254 115L256 117H254V116H246V117L258 118V115L256 113ZM89 116H90V118H89ZM223 116H224V119L226 117L228 119H229V117L231 118V116H226V115H223ZM1 117H3V116H1ZM86 117H88L87 120H86ZM243 117H245V116H243ZM9 118H10V116H9ZM216 119L217 118H215V120ZM210 120H208V121H210ZM51 121H53V119ZM211 121H213V120H211ZM234 121H236V120H234ZM246 121H249V120H246ZM250 121L252 122L253 119ZM17 122H19V121H17ZM72 122H74V121H72ZM89 122H90V120H89ZM166 122H167V120H166ZM142 123H144V124H142ZM221 123L222 122H220V125H223ZM51 124L52 123H49L50 126L53 125V124L52 125ZM67 124H69V123L67 122ZM208 124L209 123H207L206 125L205 124H203V125L208 126V128H209L210 126ZM165 125L168 126L167 124H165ZM203 125L201 126L202 128H204ZM210 125H212V124L210 123ZM229 125L224 124L222 128H219V130H222L221 136L224 138L226 137V139H227L226 140L224 138L222 139L219 137L220 141L226 140L225 142L224 141L222 142L223 144L225 143L226 145H229L228 144V141H229L230 145H233V144H231V142H234L236 146H239L241 144H243V146H244V144L247 145L248 143L253 142V140L248 139L252 136L251 132L248 135L249 137L247 136L248 138L244 139V137H246V136H243V135H242L243 137L240 135L236 136V132H238V130H236L235 127L231 128L233 133H235L234 135L236 137H239L242 139L231 138L232 133L230 132V129H229L231 126H229ZM250 125H251V123H250ZM57 126H59V125L57 124ZM166 126H164V127L166 128ZM248 126H249V124H248ZM1 127H3V126H1ZM71 127H74V126L72 125ZM201 127H199V128H201ZM215 127H216V125H215ZM24 128L25 127L23 126V130H24ZM36 128H37V126H36ZM136 128L134 130H136ZM177 128H178L177 125H176V128L173 127L172 132L174 129H177ZM196 128H198V127H196ZM196 128H194V129H196ZM202 128H201V130H202ZM241 128H243V126ZM248 128H250V127H248ZM79 129H80V127H79ZM98 129L95 128L94 130L98 131ZM123 129H124V127H123ZM211 129L209 128V130H211ZM233 129H235L236 132H234L235 130H233ZM160 130H162V129H160ZM179 130H180V127H179ZM201 130H200V132H201ZM205 130H207V129H205ZM24 131H26V130H24ZM76 131H80V130H76ZM256 131H257L256 132L257 135L253 132L255 134V137H257L256 140L260 139V140H262V142H264V124L261 128L257 129ZM1 132L2 131L0 128V135L2 134ZM31 132H32V130H31ZM215 132H217V129ZM75 133H74V135L78 136L79 133L77 135ZM7 134H8V132H7ZM71 134H72V132H71ZM175 134H176V132H175ZM217 134H218V132H217ZM242 134H243V132H242ZM5 136H6V134H5ZM179 136H180V134H179ZM183 136H181V137H183ZM211 136H213V137L215 136L216 138H218L217 135H211ZM202 137H205V138L202 139ZM255 137H252V138L254 139ZM4 139H5V137H4ZM80 139H82V138H80ZM215 139L211 140L212 142H209L210 144L207 143V140H206V142H205L206 145L209 144L211 146V143H213V141ZM83 141H88V139L83 140ZM218 141L219 140H217V142L215 144L213 143L212 147L216 146V148H217L216 144L220 142V141L219 142ZM260 142L261 141H259L258 143H260ZM3 143L5 144V142H3ZM86 143L89 144L88 142H85V144ZM222 143H220V145ZM255 143H257V141ZM255 143H253V144H255ZM223 144L221 145L222 150H224V148L226 147ZM260 144H262V143H260ZM125 145H127V144H125ZM254 146H255V148L260 147V146L256 147L257 145H254ZM186 147H188V146H186ZM18 148L17 149L15 148L16 152H14V153H17L20 150L23 151L22 149L19 150ZM195 148H193V150H195ZM204 148H206V147H204ZM216 148L214 150V153L208 149L209 156L213 155L212 157H214L213 160H215L216 158L218 159L219 156L221 155L220 153H222V150L219 151V149H221V148H219V149L218 148L216 149ZM246 148H248V147H246ZM246 148H244V151L246 150ZM262 148H264V146ZM10 149H12V148H10ZM146 149L147 150L149 149L148 152ZM181 149H183V148H181ZM190 149H192V148H190ZM233 149L236 150V148H232L231 150H233ZM198 150H200V149H197V151ZM206 150H207V148H206ZM248 150H246V151H248ZM258 150L259 149H257V151ZM13 151H15V150H13ZM210 153H212V154H210ZM225 153H227V152H225ZM261 153H264V152H261ZM261 153H259V154H261ZM227 154H229V153H227ZM3 155H5V154H3ZM31 155H32V153H31ZM139 155H135V156H139ZM0 156H2V155H0ZM7 156L9 157V155H7ZM42 156H44V155H42ZM97 156H99V154ZM153 156H155V155H153ZM3 158H0V170H4L3 165H5L4 162L7 161V158H6V161L3 160ZM8 159L10 160V158H8ZM151 159H152V157H151ZM237 160H239V159H237ZM101 161H102V163H101ZM232 161H234V160H232ZM243 161H245V160H243ZM161 163H159V164H161ZM226 164H227V162H226ZM240 164H237V166H240L239 169H235L238 167L233 168L232 166H230L231 169L236 170V171H234L235 173L233 172L234 175H231V176H235V181L233 183L241 182L238 180H243V181L250 182V183L255 182L254 184L252 183V185L250 184V187H254L253 189H256L257 184H258V183H256V181H257L256 179L261 180V181L263 180L262 182L264 183V165L262 167L258 168V169H260V168H262V169L259 170L260 171L259 175L256 174L257 175L256 176V175H254L255 173L253 174V173L249 172L248 169H246L248 164L245 163L247 165L246 167H244L245 164H243L244 169H243V167H241ZM258 165H260V163ZM21 166H23V165H21ZM156 166H158V165L156 164ZM235 166H236V164H235ZM256 166L257 165L254 164V167H256ZM137 167H138V165H137ZM69 168H67V169H69ZM157 168H160V167H157ZM157 168L155 167V169H157ZM225 168H226V166H225ZM70 169H69V171H70ZM17 170H19V168ZM159 170H161V168ZM253 170H255V168ZM138 171L141 173V175H143L142 178L144 181H142V182H145L146 181L145 179H149L151 177L153 179L152 180L153 182L150 183V182L146 181L143 185H139V182H141V181H139L138 179H141V177L139 174H137ZM70 173H71V171H70ZM68 174H65V175H68ZM137 175H139V178H137ZM174 175H178L176 177L177 178L180 177L179 179L181 181H178V183H176V181H174V180H176V178L173 177ZM227 175H228V173H227ZM75 176H77V175H75ZM72 177H73V175H72ZM40 179H42V177ZM86 179H88V178H86ZM83 181H85V180L83 179ZM83 181H82V184H83ZM172 181H174L175 183H173ZM236 181H238V182H236ZM79 183H81V182H79ZM37 184H39V183H37ZM129 184L131 185L129 187L130 188L132 187L133 191L131 193L128 192L129 194H128V196H126L127 195L126 191L128 190L127 185H129ZM242 184H244V183H242ZM155 185H164V186L169 187L167 189L175 188L174 191L171 190V191H173V193L171 192V195L169 196V198H166L165 201H162L165 203L163 204L161 202L163 205H162L161 209L158 208V209H160V211L156 212L157 213L156 214L157 221H159L160 223L168 221V223L173 222V224H174L172 226L170 225L171 227L169 226L170 228L168 230H165V232L162 233V235L160 233L161 236H160V238L158 237L159 239L154 238V237L152 238V234H153L152 229L154 230V228L150 227L151 225H149L148 222L150 221L151 216H154V215L149 213L145 209L146 208L145 206H147L146 204H147L149 196L152 194V192H154L153 189H154ZM246 185H248V183ZM248 187L249 186H247L245 188L247 189ZM263 187H264V185H263ZM205 189H208V190L206 191ZM257 189L260 190V187ZM84 190H83V192H84ZM157 191L158 190H156V192ZM251 191H254V190H251ZM119 192H121V193L124 192L123 195L126 194L124 196V197H127V200H125L126 203L125 202L123 203L121 201V199H120L121 196H118ZM247 192L249 193L250 190L249 191L247 190ZM259 194H260V196L262 195V190L260 191ZM50 195H52V194H50ZM193 195H192V197H193ZM263 196L261 197V199L260 198L259 199L261 200L260 203H263V206H264ZM197 197H195V198L190 197V200L192 199V204H193V206H191L192 204L190 202V206L192 208H194V210H195V207L197 205L199 206V204H200L199 200L201 199V197L200 198H197ZM256 197H257V194H256ZM259 199H257V200H259ZM103 200H106V202L103 203ZM230 202H229V204H230ZM253 202H255V201H253ZM158 203H159V201H158ZM150 204H152V203H150ZM184 205H185V203H184ZM181 207H182V205H181ZM218 207H220V206H218ZM250 207L248 209H250ZM38 208H40V207H38ZM42 208H40V209H42ZM178 208H180V207H178ZM256 209L257 208H254V210H256ZM251 211L252 210H250V212ZM37 212H39V213H37ZM229 216H230V214H229ZM205 218H206V216H205ZM20 220H21V217H20ZM152 220H154V219H152ZM187 221H191V220L188 219ZM214 221H216V220H214ZM257 221H259V220H257ZM97 222H101V224L99 225V226H101V228L98 226L100 228V232L98 234L95 232L94 233L91 232L89 234V238H88L89 241H87V243H86L85 241L87 240L86 237H88V235L86 234L87 236L84 237L85 235H83V234L85 232H82V229L84 228V226H91ZM203 222H204V220H203ZM218 223H219V221H218ZM228 223H232V222H228ZM51 225H52V223H51ZM201 226H203V225H201ZM232 226H235V224ZM239 226L241 227V225H239ZM163 227H165V226H163ZM212 227H214V226H212ZM156 228H158V227H156ZM161 228H162V226H161ZM87 229H90V227ZM164 229H166V228H164ZM91 230H93V229L91 228ZM142 230H145L146 234L142 233ZM223 230H224V228H223ZM237 230H239V229H237ZM260 230L262 231V229H260ZM230 231L231 230L227 231V234L231 233ZM161 232H163V231H161ZM136 233H138V235H136ZM155 233H157V232H155ZM239 233H242V232H239ZM223 238H224V236H223ZM244 238H245V240L257 238L258 240H260L264 244V231H262L259 234H256V237H252V238H251V236H249V233H247V234L245 233ZM189 239L198 240L196 243L193 242L194 246H196L197 243L201 239V242H199V243H202L201 247L191 248L190 245H192V244L190 243V245H189V243H186ZM258 240H256L255 242H257ZM189 242H192V241H189ZM242 243H243V241H242ZM249 244H251V243H249ZM229 245H230V243H229ZM2 251H3V249H2ZM4 255H6V254L4 253ZM229 259H231V258H229ZM146 262H144V263H146ZM105 263H107V262H105ZM102 264H104V263H102Z\"/></svg>",
    "mask_w": 264,
    "mask_h": 264
}]
</instances>
